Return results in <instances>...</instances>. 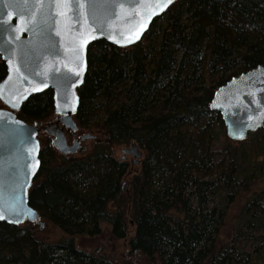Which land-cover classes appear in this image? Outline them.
<instances>
[{
	"label": "trees",
	"instance_id": "1",
	"mask_svg": "<svg viewBox=\"0 0 264 264\" xmlns=\"http://www.w3.org/2000/svg\"><path fill=\"white\" fill-rule=\"evenodd\" d=\"M260 64L264 0H176L138 43H91L74 118L102 139L81 157H57L44 144L29 189L44 225L0 222V264H113L78 249L74 236L99 235L105 223L111 239L126 238L129 219V251L148 264H264V188L251 190L264 177V127L230 140L209 107L218 86ZM4 74L0 62V80ZM52 109L46 90L24 101L18 116L45 121ZM130 142L142 159L127 174L113 150ZM48 226L62 235L39 236Z\"/></svg>",
	"mask_w": 264,
	"mask_h": 264
},
{
	"label": "water",
	"instance_id": "2",
	"mask_svg": "<svg viewBox=\"0 0 264 264\" xmlns=\"http://www.w3.org/2000/svg\"><path fill=\"white\" fill-rule=\"evenodd\" d=\"M174 1L0 0V59L6 70L0 80V103L4 106L0 108V215L4 216L0 222L44 225L29 205V189L40 166V124L18 116L23 102L50 90L59 118L42 129L52 133L53 145L60 153L75 152L79 143L95 136L85 133L68 146L57 122L76 128L72 115L79 104L77 89L87 71L88 46L99 40L120 48L138 43L153 20ZM209 107L220 114L230 140H244L262 128L264 64L218 86ZM124 154H130L135 163L141 157L135 143L122 147Z\"/></svg>",
	"mask_w": 264,
	"mask_h": 264
},
{
	"label": "rangeland",
	"instance_id": "3",
	"mask_svg": "<svg viewBox=\"0 0 264 264\" xmlns=\"http://www.w3.org/2000/svg\"><path fill=\"white\" fill-rule=\"evenodd\" d=\"M163 24L162 21L158 23V25ZM158 41H156L154 44L156 45ZM197 73H201V69H197ZM209 82V84H208ZM207 84L206 86H209L211 82L207 78ZM264 127V126H263ZM94 132V131H93ZM44 134L41 133L40 136H43ZM251 134H248L246 139H249ZM87 147V151L90 150L92 141L91 140H86L84 143ZM116 155L119 156L120 154V147L117 148ZM75 156H79L78 153L74 154ZM259 160V159H258ZM137 166H133V170ZM249 175H254L249 174ZM259 175V174H258ZM257 176V175H256ZM255 182H252L251 184V190H260L261 188H264V177H258ZM252 191L248 190L247 192H242L236 199L235 203L232 206V213L230 212L227 216L226 224L224 227L221 229V234L223 236H226L227 233L229 232V226L230 224L233 223V216L236 214V209L238 210L240 205L242 204V201L247 198L248 195L251 194ZM216 200V199H214ZM235 213V214H233ZM129 223L127 225V232H126V238H121V239H111V234H110V227L105 224L101 223V233L99 235L95 236H86V235H75L74 236V245L83 251L86 252H93L95 249H97L98 254L105 256L109 261H111L113 264H148L147 259L142 256L140 253H131L129 251V245H128V238L133 235L134 232V227L131 224V220H128ZM49 229L43 230L42 232H39V236L45 237L46 240H54L59 238L62 233L60 230H58L55 227L48 226ZM261 261V260H259ZM258 261V263H259Z\"/></svg>",
	"mask_w": 264,
	"mask_h": 264
},
{
	"label": "flooded vegetation",
	"instance_id": "4",
	"mask_svg": "<svg viewBox=\"0 0 264 264\" xmlns=\"http://www.w3.org/2000/svg\"><path fill=\"white\" fill-rule=\"evenodd\" d=\"M0 62H2L3 65H4V62H3L1 59H0ZM4 68H5V65H4ZM5 73H6V70H5ZM4 75H5V74H4ZM3 77H4V76H3ZM214 91H215V90H214ZM51 95H52V94H51ZM210 99H211V98H210ZM3 107H4V106L0 103V108H3ZM52 108H53V106H52ZM20 109H21V108H20ZM75 112H76V111H75ZM74 115H75V113L72 115V118H73V120H74V122H75V124H76V128H75L74 130H71L69 127H64V126L62 125V123H60L59 121L57 122V124H58L60 127H62L63 135H64V137H65V141H66V144H67L68 146H71V145L74 143V141H75L76 139H78L80 136H82V135L85 134V133H89V134L95 136L94 139H86V140H91L92 143H93V142H97V141H99V140L102 139V138H100V137H101L100 134H97V131H96V132H95V131H94V132H93V131H89V130L86 131L85 129H81V128H79L78 125H77V123H76V121H75ZM58 118H59V115H56V114L54 113V110L52 109L51 117H49V118L46 119L45 121H38V122H34V123H33L34 125H36L37 123L40 124V126L38 127V128H39V129H38V133H37V138H38V141H39V144H40V151L43 149L44 144L47 143V142H49L50 145H51V148H52L53 151L56 153L57 157H59V156H64V157L68 158V157H81V156H84V155L87 153V149L89 148V147H87L85 144H83L84 141L81 142V143H79L78 147L75 149V152H73V153H71V152L60 153V152L54 147V145H53L54 136L52 135V133H47L45 130L42 129V127L45 126V125L51 124V123H53V122H56V121L58 120ZM41 133H43L44 135H43V136H40ZM247 136H248V135H247ZM86 140H85V141H86ZM130 143H135V142H130ZM130 143H129V144H130ZM129 144H127V145H123V146L120 147V154H119V156L115 154L117 148H115V150H113V154H114V156H115L116 158H119V159H121L122 161H125V162L128 163V168H129V170H127V174H129L130 171L133 170V166H134V165L138 166L139 163H140V161H141V159H142V150L139 148V146H138V148H139L140 151H141V157H140L139 160H137V163H135V162L133 161L132 156H131L130 154H124L123 156L121 155V148H122V147H128ZM135 144H136V143H135ZM80 147L82 148L81 151H80ZM44 149H45V148H44ZM40 151H39V153H40ZM76 153H78L79 156H75L74 154H76ZM38 157H39V155H38ZM39 160H40V158H39ZM40 166H41V160H40ZM40 166H39V168H40ZM38 171H39V169H38ZM38 171H37V173H38ZM36 175H37V174H36ZM36 175H35V177H36ZM35 177H34L32 183H31V185L34 183ZM126 184H127L126 181H122V182H121V188H123L124 190H127V185H126ZM124 186H125V187H124ZM39 217H40V216H39ZM95 250H96V249H95ZM95 250H94V251H95ZM95 252H97V250H96Z\"/></svg>",
	"mask_w": 264,
	"mask_h": 264
},
{
	"label": "snow or ice",
	"instance_id": "5",
	"mask_svg": "<svg viewBox=\"0 0 264 264\" xmlns=\"http://www.w3.org/2000/svg\"><path fill=\"white\" fill-rule=\"evenodd\" d=\"M169 2H170V0H169ZM57 6H59V5H57ZM80 7H82V5H80ZM137 38H138V36H137ZM74 110V109H73ZM33 217H35V214L34 213H32L31 214ZM17 218H19L18 216H17ZM0 219H4V216H2V215H0Z\"/></svg>",
	"mask_w": 264,
	"mask_h": 264
}]
</instances>
